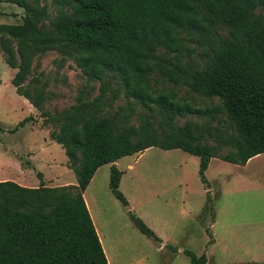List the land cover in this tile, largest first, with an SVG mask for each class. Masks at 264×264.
Here are the masks:
<instances>
[{
	"label": "trees",
	"instance_id": "trees-1",
	"mask_svg": "<svg viewBox=\"0 0 264 264\" xmlns=\"http://www.w3.org/2000/svg\"><path fill=\"white\" fill-rule=\"evenodd\" d=\"M4 1L24 9L20 23H0V52L16 70L11 83L40 111L43 124L55 123L49 137L64 149L76 184L47 186L40 172L34 187L0 181V264H109L82 194L101 165L111 163L109 188L127 206L119 190L122 171L114 164L123 156L150 147L182 149L198 157L199 178L208 191L211 158L245 164L264 152V17L255 12L264 9V0H52L54 16L38 0ZM218 28L227 34L221 36ZM191 39L209 46L202 66L179 59L183 51L190 53ZM49 50L70 58L87 79L100 80L101 94L109 77L118 78L127 99L156 111L158 126L135 127L120 112L98 114L93 100L50 115L42 107L43 89L32 93L33 80L25 82L33 58ZM154 74L219 102L197 106L171 88L155 90ZM191 114L211 120L220 115L230 132L174 123ZM30 120L24 117L9 131ZM222 146L230 150L220 154ZM129 216L158 240L141 218L131 211ZM183 253L190 264H206L205 253Z\"/></svg>",
	"mask_w": 264,
	"mask_h": 264
},
{
	"label": "rangeland",
	"instance_id": "rangeland-1",
	"mask_svg": "<svg viewBox=\"0 0 264 264\" xmlns=\"http://www.w3.org/2000/svg\"><path fill=\"white\" fill-rule=\"evenodd\" d=\"M37 2L46 7L50 16L57 13L52 0ZM255 12L264 17V9ZM23 14L22 7L0 0V23H20ZM218 33L227 34L222 28H218ZM189 45L190 53L183 51L179 59L192 67L202 66L209 46L201 39L199 42L191 39ZM159 52L165 54L162 49ZM169 56L174 61L177 59L173 54ZM15 71L0 52V177L8 175L0 181L27 179L39 183L36 174L40 172L47 186H55L53 175L60 179L71 178L76 183L64 149L57 142L49 149L48 160L41 157L43 162H38V166L32 163L33 155L43 146V139L48 144L53 141L49 132L55 123L43 124L39 110L30 112L10 81ZM30 79L33 80L32 93L43 89L42 107L50 115L93 100L98 114L120 112L126 123L135 127L144 122L158 126L160 117L156 111L127 99L118 78L109 77L106 90L101 94L100 80L87 79L70 58H62L56 50L33 58L25 82ZM151 85L155 90L171 88L197 106L219 102L218 98L204 97L182 84L174 85L161 79L157 74L151 79ZM29 115L32 120L9 131ZM186 121L230 132L220 115L212 120L193 114L178 116L174 123L182 126ZM205 140L216 143L214 135L205 134ZM229 150L230 147L222 146L220 154ZM258 156L245 164L211 159L205 171L208 191L199 178L198 157L182 149L150 147L141 153L123 156L117 160L116 167L122 171L119 190L128 201L127 206L115 198L109 188L111 164L98 167L85 195L102 236L108 263L190 264L183 249H190L196 255L205 253L206 264L264 263V152ZM129 211L141 218L158 240L136 228Z\"/></svg>",
	"mask_w": 264,
	"mask_h": 264
},
{
	"label": "crops",
	"instance_id": "crops-1",
	"mask_svg": "<svg viewBox=\"0 0 264 264\" xmlns=\"http://www.w3.org/2000/svg\"><path fill=\"white\" fill-rule=\"evenodd\" d=\"M11 68V67H10ZM12 69H14V68H12ZM14 71H15V69H14ZM15 73V72H14ZM14 73H13V75H14ZM12 75V76H13ZM12 76H11V78H12ZM11 81V80H10ZM1 83V82H0ZM14 86V85H13ZM15 88V87H14ZM15 91H16V89H15ZM19 96H21V95H19ZM22 98H23V100H24V103L26 104V106H28V108L30 109V112H33L34 111V107L30 104V102L26 99V98H24L23 96H21ZM37 129V128H36ZM39 130V129H38ZM51 143H49L48 144V141H46L45 139H43V146H41L40 147V150L38 151V153L36 154V155H33V159H32V163L35 165V166H38L37 165V163L39 162H43L40 158L41 157H43V158H46L47 160H48V158H49V156H51V153H50V148H52L54 145H53V142H55L54 140L53 141H50ZM39 156V157H38ZM257 157H259L258 155H256ZM256 156H253V157H255V158H257ZM253 157H251V161L253 160V159H255V158H253ZM211 159H213V158H211ZM211 159H210V162H209V164L211 163ZM247 161V163H250L251 161ZM2 162L3 163H8L9 161L8 160H2ZM44 162H45V160H44ZM46 163V162H45ZM2 164V163H1ZM47 164V163H46ZM108 164H111V163H108ZM114 164L116 165L117 164V161H115L114 162ZM47 166H49V165H47ZM209 166V165H208ZM40 169V168H39ZM41 170V169H40ZM207 170V169H206ZM57 173H59L58 171H56ZM56 174V173H55ZM8 175H4V176H1L0 178H6ZM18 176V175H17ZM53 177H54V179H53V184L56 186V185H63V184H76V183H74L73 181H72V179L70 178V179H60L59 178V176H56V175H53ZM61 177V176H60ZM93 177V176H92ZM92 179V178H91ZM43 181L45 182V185H47V180L45 179V177L43 178ZM17 184H19V185H22V186H29V187H34V186H38L39 185V183H36V181H29V180H27V179H20V181H15ZM39 182V181H38ZM58 183V184H57ZM85 191H86V189L83 191V198H84V200H85V203H86V206H87V208H88V211H89V213H90V216H91V218H92V221H93V224H94V227H95V229H96V232H97V234H98V237H99V239H100V242H101V244H102V247H103V250H104V252H105V255H106V257H107V254H106V251H105V247H104V244H103V239H102V236H101V234H100V232H99V230H98V227H97V224H96V220H95V217L93 216V214H92V211H91V207H90V205H89V202H88V199H87V197H86V195H85ZM101 222H102V220L100 219V225H101ZM107 260H108V257H107ZM109 261V260H108Z\"/></svg>",
	"mask_w": 264,
	"mask_h": 264
}]
</instances>
